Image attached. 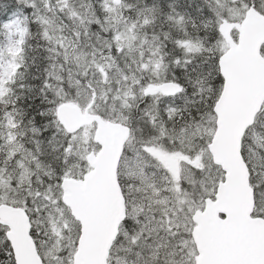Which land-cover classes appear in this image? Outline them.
<instances>
[{
	"label": "snow or ice",
	"instance_id": "1",
	"mask_svg": "<svg viewBox=\"0 0 264 264\" xmlns=\"http://www.w3.org/2000/svg\"><path fill=\"white\" fill-rule=\"evenodd\" d=\"M0 264H264V0H0Z\"/></svg>",
	"mask_w": 264,
	"mask_h": 264
}]
</instances>
